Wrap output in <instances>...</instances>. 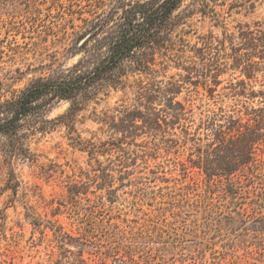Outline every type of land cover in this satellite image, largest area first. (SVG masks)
Returning <instances> with one entry per match:
<instances>
[{
    "label": "rangeland",
    "instance_id": "obj_1",
    "mask_svg": "<svg viewBox=\"0 0 264 264\" xmlns=\"http://www.w3.org/2000/svg\"><path fill=\"white\" fill-rule=\"evenodd\" d=\"M108 1L0 0V94L77 63L84 20ZM209 5L216 17L196 12V0L175 11L173 46L167 57L155 54L153 75L128 73L123 88L103 89L77 113L73 135L85 148L55 124L29 139L32 160L0 153V264H264V145L254 165L229 177H206L195 164L218 124L245 122L243 107L261 106L231 85L264 91V47L245 35L264 31V0ZM251 61L258 67L247 78ZM169 82L184 119L125 139L111 131L122 108L145 111L138 91ZM68 108L55 103L44 119Z\"/></svg>",
    "mask_w": 264,
    "mask_h": 264
},
{
    "label": "trees",
    "instance_id": "obj_2",
    "mask_svg": "<svg viewBox=\"0 0 264 264\" xmlns=\"http://www.w3.org/2000/svg\"><path fill=\"white\" fill-rule=\"evenodd\" d=\"M185 1L147 0L133 3L109 0L103 4L100 12L94 13L93 19L84 20L85 27L78 37V50L82 57L77 63L67 69H59L49 78L31 81L10 98L0 94V138L3 139L0 153L9 160H32L29 139L37 132L45 133L48 125L55 124L65 126L73 145L85 148L79 136L73 135L77 113L96 99L103 89L123 88L125 83L122 78L126 74H154L155 54L167 57L166 53L173 46L171 35L177 26L175 19L178 16L173 14ZM196 1L199 3L196 12L203 17L210 13L216 17L209 7V3L215 4L216 0ZM258 34L261 36L258 37ZM245 35L250 37L248 39L253 45L259 41V47H264V31L247 32ZM207 45L203 43V47L197 50L200 57L206 55L203 49ZM254 46L257 47L256 44ZM256 67L255 61L245 65L243 70L247 78H251ZM231 89L246 102L260 98L261 106L243 107V114L248 117L245 122L235 117L226 120L225 124H218L213 133V143L206 145L205 151L198 149L195 164L209 178L229 177L236 170L253 164L256 150L264 145V91L246 92L242 81L235 86L232 84ZM179 92V87L172 82L167 83L164 89L156 85L138 91L137 99L146 102L145 111L122 108L118 111L121 116L118 122L110 119L111 131L125 139L135 136V129L160 130L159 122L167 124V118L170 121L184 119L186 107L175 100ZM156 100L167 103L165 110L151 107ZM60 101L69 103L67 112L55 119L45 120L47 108Z\"/></svg>",
    "mask_w": 264,
    "mask_h": 264
}]
</instances>
